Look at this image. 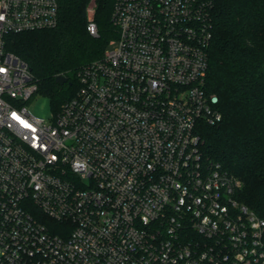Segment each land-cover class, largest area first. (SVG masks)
Returning <instances> with one entry per match:
<instances>
[{
	"label": "built area",
	"instance_id": "1",
	"mask_svg": "<svg viewBox=\"0 0 264 264\" xmlns=\"http://www.w3.org/2000/svg\"><path fill=\"white\" fill-rule=\"evenodd\" d=\"M212 2L115 0L116 46L45 119L5 37L55 27L58 2L0 0V264H264V217L199 146L222 119L204 87Z\"/></svg>",
	"mask_w": 264,
	"mask_h": 264
},
{
	"label": "trees",
	"instance_id": "2",
	"mask_svg": "<svg viewBox=\"0 0 264 264\" xmlns=\"http://www.w3.org/2000/svg\"><path fill=\"white\" fill-rule=\"evenodd\" d=\"M55 27L5 37L6 49L29 66L53 112L78 88L77 72L100 58L118 36L115 0H57ZM204 87L219 97L222 119L199 126L204 159L221 163L242 186L237 199L264 217V0H213ZM89 15L97 34L89 30ZM59 74L66 81H55ZM49 227L57 222L45 219Z\"/></svg>",
	"mask_w": 264,
	"mask_h": 264
},
{
	"label": "rangeland",
	"instance_id": "3",
	"mask_svg": "<svg viewBox=\"0 0 264 264\" xmlns=\"http://www.w3.org/2000/svg\"><path fill=\"white\" fill-rule=\"evenodd\" d=\"M115 46L116 43H113L108 46V49H112ZM27 106L32 113L45 119L50 118L53 114L50 99L38 91L29 99Z\"/></svg>",
	"mask_w": 264,
	"mask_h": 264
},
{
	"label": "water",
	"instance_id": "4",
	"mask_svg": "<svg viewBox=\"0 0 264 264\" xmlns=\"http://www.w3.org/2000/svg\"><path fill=\"white\" fill-rule=\"evenodd\" d=\"M55 81H56L58 84L62 85V84L65 83L66 78H65L64 75L59 74V75H57V76L55 77Z\"/></svg>",
	"mask_w": 264,
	"mask_h": 264
}]
</instances>
